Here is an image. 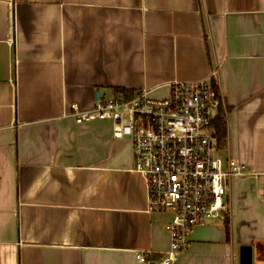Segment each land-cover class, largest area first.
Returning a JSON list of instances; mask_svg holds the SVG:
<instances>
[{
	"label": "crops",
	"instance_id": "crops-1",
	"mask_svg": "<svg viewBox=\"0 0 264 264\" xmlns=\"http://www.w3.org/2000/svg\"><path fill=\"white\" fill-rule=\"evenodd\" d=\"M214 67L221 154L258 174L231 180L228 226H196L171 264H240L247 244L264 264V0H0V264L160 257L169 213L148 209L131 142L68 105Z\"/></svg>",
	"mask_w": 264,
	"mask_h": 264
},
{
	"label": "built area",
	"instance_id": "built-area-1",
	"mask_svg": "<svg viewBox=\"0 0 264 264\" xmlns=\"http://www.w3.org/2000/svg\"><path fill=\"white\" fill-rule=\"evenodd\" d=\"M216 68L202 79L169 82L162 96L145 87L129 95L120 91L98 96L89 108L68 105L67 115L76 124L106 119L114 139L131 142L134 170L146 182L148 209L169 213L164 225L169 247L151 261L145 253H136L140 261L171 264L196 226L228 218L231 180L258 174L220 152L212 123L220 105L213 88Z\"/></svg>",
	"mask_w": 264,
	"mask_h": 264
},
{
	"label": "trees",
	"instance_id": "trees-1",
	"mask_svg": "<svg viewBox=\"0 0 264 264\" xmlns=\"http://www.w3.org/2000/svg\"><path fill=\"white\" fill-rule=\"evenodd\" d=\"M213 88L217 94L218 97H220V105H219V110L221 112L218 113L217 117L215 118V125H214V128H215V136H216V139H217V143H218V146L219 147H222L226 141V138H225V134H226V126H225V122L223 121L222 119V110L224 109V106L222 104V100H221V96H220V92L218 90V87L216 84L213 83ZM121 92H124L125 94H130V91H124V90H121ZM225 224H226V227L228 226V218H226L225 220Z\"/></svg>",
	"mask_w": 264,
	"mask_h": 264
},
{
	"label": "water",
	"instance_id": "water-1",
	"mask_svg": "<svg viewBox=\"0 0 264 264\" xmlns=\"http://www.w3.org/2000/svg\"><path fill=\"white\" fill-rule=\"evenodd\" d=\"M240 264L252 263V250L251 245H241L240 248Z\"/></svg>",
	"mask_w": 264,
	"mask_h": 264
},
{
	"label": "rangeland",
	"instance_id": "rangeland-1",
	"mask_svg": "<svg viewBox=\"0 0 264 264\" xmlns=\"http://www.w3.org/2000/svg\"><path fill=\"white\" fill-rule=\"evenodd\" d=\"M221 149V148H220ZM222 150V149H221ZM221 150H220V152H221ZM207 223H210V224H222L223 223V221L222 220H219V219H214V220H210V221H208V222H206L205 224H207ZM205 227V226H204ZM206 231L208 230V229H205Z\"/></svg>",
	"mask_w": 264,
	"mask_h": 264
}]
</instances>
